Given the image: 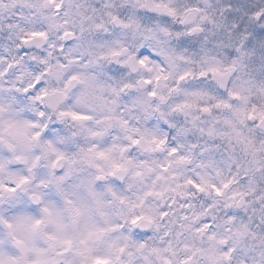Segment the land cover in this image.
<instances>
[{
	"label": "clouds",
	"instance_id": "1",
	"mask_svg": "<svg viewBox=\"0 0 264 264\" xmlns=\"http://www.w3.org/2000/svg\"><path fill=\"white\" fill-rule=\"evenodd\" d=\"M0 264H264V0H0Z\"/></svg>",
	"mask_w": 264,
	"mask_h": 264
}]
</instances>
